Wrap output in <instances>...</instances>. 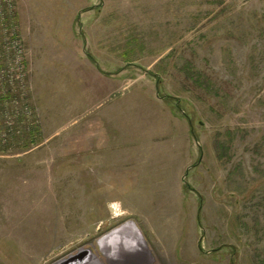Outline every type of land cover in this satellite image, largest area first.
Returning a JSON list of instances; mask_svg holds the SVG:
<instances>
[{
    "label": "rangeland",
    "instance_id": "1",
    "mask_svg": "<svg viewBox=\"0 0 264 264\" xmlns=\"http://www.w3.org/2000/svg\"><path fill=\"white\" fill-rule=\"evenodd\" d=\"M139 245L264 264V0H0V264Z\"/></svg>",
    "mask_w": 264,
    "mask_h": 264
},
{
    "label": "bare ground",
    "instance_id": "2",
    "mask_svg": "<svg viewBox=\"0 0 264 264\" xmlns=\"http://www.w3.org/2000/svg\"><path fill=\"white\" fill-rule=\"evenodd\" d=\"M114 235V234H113ZM110 238H108V239H112L113 237H112V235L111 236H109ZM117 239V238H116ZM115 238L113 239V240H116ZM133 239H136V240H138L139 238H136V237H134ZM118 240V239H117ZM107 242V241H106ZM137 242H139V241H137ZM130 243V242H129ZM144 251V252H143ZM103 252H104V254H106V256H109L110 257V262L112 263V264H119V261H120V259H118L119 258V256H115L116 254L113 252V248L111 247V248H107V249H104L103 248ZM111 252V253H110ZM126 252V255H125V253H123V256H125V257H128V258H126V261H125V263H122V264H127L129 261V259H130V257L132 258L134 255H139L140 253L139 252H143L144 254H145V257H147L146 258V262L145 263H147V264H150V260H151V258H152V255H151V253L149 252V250H148V248L146 247V245H143V246H141V245H139V246H136L135 247V249H133V250H127V251H125ZM122 256V255H121ZM96 257H98V259L99 260H101L102 259V257H101V255H96ZM98 261V260H97ZM127 262V263H126ZM145 263H143V264H145ZM77 264H80V263H77ZM98 264H100V263H98ZM138 264V263H137Z\"/></svg>",
    "mask_w": 264,
    "mask_h": 264
}]
</instances>
